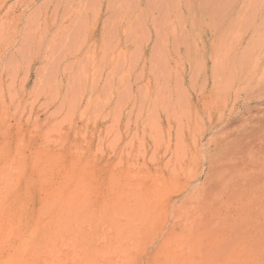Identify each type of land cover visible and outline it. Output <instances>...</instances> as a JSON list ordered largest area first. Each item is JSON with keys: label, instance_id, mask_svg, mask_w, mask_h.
Returning a JSON list of instances; mask_svg holds the SVG:
<instances>
[{"label": "rangeland", "instance_id": "rangeland-1", "mask_svg": "<svg viewBox=\"0 0 264 264\" xmlns=\"http://www.w3.org/2000/svg\"><path fill=\"white\" fill-rule=\"evenodd\" d=\"M0 264H264V0H0Z\"/></svg>", "mask_w": 264, "mask_h": 264}]
</instances>
